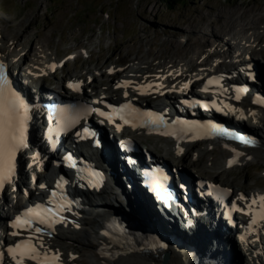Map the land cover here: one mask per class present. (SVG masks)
I'll use <instances>...</instances> for the list:
<instances>
[{"label":"rangeland","instance_id":"obj_1","mask_svg":"<svg viewBox=\"0 0 264 264\" xmlns=\"http://www.w3.org/2000/svg\"><path fill=\"white\" fill-rule=\"evenodd\" d=\"M245 11L248 12V16L242 15ZM222 14L229 15V19L225 16L221 23L216 22L222 19ZM241 19L243 25H240ZM194 21L198 22L197 26L194 25ZM224 21L227 25L235 23L237 26L228 28L225 25L228 29H220ZM0 24L3 26L4 34L12 35L21 31V41L27 40V54H23L21 59L24 58L28 64L31 58L41 54L39 58L46 54L49 55L46 59L50 57H56L57 61L64 57L69 59L64 70L58 73L57 77L50 78L46 85L61 84V75L64 74L84 75L86 78V71L96 67L99 71L96 70L97 79L93 84H98L109 82L110 78L105 74V69L108 63L116 60L127 64L133 60L127 68L138 67L147 60H150L148 62L150 64L168 63L169 59H172L169 61L177 59L180 62L182 59L186 64L195 58L197 60V54L202 49H208V43L214 41L212 31H216L222 37H228V33L234 28V32H239L245 37L259 33L264 35L262 33L264 0H0ZM257 24L260 26L257 27ZM244 25L252 26L247 29ZM190 36L191 42L188 41ZM211 36L213 39L210 40ZM199 40H203L199 43L202 47L197 45ZM259 42V45L256 44L254 47L261 48L264 52V38L262 37ZM171 52L175 58L171 56ZM138 57L141 59H137ZM261 57L264 58L262 55ZM21 59H15L14 62ZM95 86L94 89L102 87ZM259 133H264V130ZM137 141L156 153L160 152L164 158L171 156L169 160L175 161L172 158L176 156L175 152L170 150L167 152L165 144L163 147L164 140L139 136ZM208 145L203 143L195 148L202 152V156L197 154L195 160L188 155L187 162L190 165L182 162L179 164L190 168L191 164L197 162L196 172L199 171L201 176L223 180L233 186L244 187L245 190L250 187H264V162L256 159H252L246 166L238 164L229 169L225 177L217 178L215 162L225 163L221 153L222 147L218 144L215 148L207 150ZM191 153L194 154L193 151ZM78 255L79 262L75 264H96L90 251L83 250ZM234 264L242 263L236 260Z\"/></svg>","mask_w":264,"mask_h":264},{"label":"bare ground","instance_id":"obj_2","mask_svg":"<svg viewBox=\"0 0 264 264\" xmlns=\"http://www.w3.org/2000/svg\"><path fill=\"white\" fill-rule=\"evenodd\" d=\"M247 11L243 12L242 15L244 14V16L246 15L248 16ZM233 14H235V11ZM242 15L240 16L241 18H243ZM225 16L227 18L229 17V15H223L222 19L216 22L221 23L225 19ZM242 20L243 19L239 21L241 22L240 25L243 22ZM225 21H224L223 27H220V29L221 28L228 29V28H233L237 26L235 23L231 25L230 24L227 25L226 22H229V21H226V22ZM236 21L238 22V20ZM184 23L185 22H183V24ZM197 23H195L194 21L195 26H197ZM252 23H255V22H252ZM225 25L228 28H226ZM244 26H247V25H244ZM251 26L248 25L247 29L251 28ZM259 26L260 24L259 25L257 24V27ZM196 28L198 29L199 27H196ZM234 29L232 30L233 34L236 37H238L239 40L242 41V45L246 46L247 48H250L251 46H254L256 44L259 45L260 43L259 40H261L262 37L264 38V35L261 33L258 34V32H257L258 35L256 34L252 35L249 32L251 34L250 36H247V37L241 36L239 32H236V31L234 32ZM259 29L260 28H258V30ZM207 32L209 33V31ZM210 32H211V29H210ZM212 33L215 39L213 42L208 43L207 47L208 49L210 47V49L208 50L207 48L206 49L204 48L205 50H203L201 48L202 51L197 54L198 55L197 60L195 58V60L199 62L201 58L203 57L199 65L207 66L210 60V57H213L212 55L214 54L231 55L232 52L234 51V50H231V48H234V47L227 40H225L224 37L219 36V34H217L216 31H212L211 34ZM21 37H22L21 31L17 33H13L12 35L10 34L7 35L6 33L4 34L3 27L0 24V47L3 51L5 58L8 59L9 62H13L15 61V59H18V58L21 59L23 57V54H27V40L22 42ZM211 39H213V37L210 38V40ZM191 40H192V37L190 36L188 41L191 42ZM203 40H199L197 42V45ZM199 45L202 47L201 44ZM150 51L151 50H149V52ZM42 52H45V51L42 50ZM40 56L38 57L36 56L33 59L31 58V60L29 61L30 65L27 64L23 68V70L26 73L29 72L30 74H33V77L35 79H37L36 74L39 72H43L46 69H49L50 67L49 64L51 63V61L54 60V59L45 60L47 56L49 57V55L46 56V54L42 56L43 58L45 57V59L39 58ZM171 56L173 57L175 55L172 54ZM139 57H141V55H139ZM139 57L137 59L142 58V57L141 58ZM169 60H172V59H169ZM169 60H168V63H162V64L160 63V65H158L157 68L154 64L148 63L150 62V60L143 61L141 65H139L138 67L130 66L126 68L125 72H127L128 76L138 79L139 81H157L160 86V90H159L160 92L167 90V88L169 87L179 88L181 87V84L186 83V82H181V79L184 77V74H185L183 69L186 66V63L184 61L182 62V59H181V62L177 61V59L175 60L173 59L174 61H169ZM195 60H191L189 63L191 65H194ZM261 65H263L262 60H261ZM210 69L211 68L206 67L202 69L200 72L195 73L194 75L189 77L190 81L194 80V78L197 76L205 74ZM38 84L44 85V82L40 81L38 82ZM114 84L116 83L113 82L112 86H114ZM101 86L102 87L99 86L96 89L94 93L95 95H92L89 92H86L85 93L86 97L92 98L93 100H100L102 96H104L106 93L109 92L108 90L104 89L103 87L104 85H101ZM262 87L264 88V86ZM112 95H114L115 97H120V95H118L114 90L112 91ZM171 96L172 94L167 92L162 97L163 99L167 101L171 99ZM245 114L246 112L242 108L237 107V110L235 111V117L236 119H239L241 121L239 124H241L242 127H245V124L242 121L243 118L245 117ZM258 115L262 118L264 116V112L259 111ZM110 132L113 133V130H111V128H110ZM138 132L139 131H129L128 135L133 136L135 134H138ZM254 134H255V137H257V139L260 140V144L258 147H253V148L245 147L246 153L237 161L238 164L241 166H246L250 164L251 163L250 161L252 159H256L258 161L264 162V133L260 134L254 131ZM237 143H240V142H237ZM237 143H234V144L237 145ZM208 144L210 145L219 144V146L221 145L222 147L221 153H222V157L225 160V163L218 164L217 162H215L216 163L215 164L216 165L215 175L217 178H220V177L223 178L227 175V172L229 171V169H231V166H229L228 161L230 157L234 156V152H232L230 148L225 147L224 145H222L221 143L215 140L210 141ZM165 146H166L168 153H169V150L175 152L176 156L173 157L174 160L178 159L179 162H182L183 164H186V165H190L187 162L188 152L191 148L190 144H178L170 139H166ZM181 149H183L182 152L180 151ZM99 152L101 151L93 149V153L96 154V156L99 155ZM197 154L201 156L202 152L198 151ZM185 156L187 158H185ZM109 158H110L111 163L113 164L116 163L117 160L115 158V155L110 150H109ZM159 158L165 159L163 154L162 155L159 154ZM190 167L195 168L196 164H191ZM117 171H119V169ZM236 187L240 188V186L238 185H236ZM107 188L108 189H105L102 191L104 194L102 198H101L102 193L101 194H97V193L89 194L88 195L89 197L87 199L88 200L87 204H89L90 210L82 211V214L76 217L75 223L61 225L57 229V233L55 237L47 238L44 240V245L51 249L57 248L58 250L62 251L64 253V256L67 258H70L71 256L75 254L78 255L83 250H88L90 251L92 257L95 259L96 264H187L185 260L182 259L180 252L177 251V249H175L172 246L169 247V249H167L169 251L170 256L167 262H164V259L162 258L161 253H163L166 250H159L155 247L145 252H138V251L127 252L126 249L128 248L126 246L124 245L116 246L110 243L108 239L106 238L105 233H103V229H104L105 223L109 220V218L113 216L121 217L124 221L132 222L134 224L138 222L139 223L138 225L143 224L144 226L146 227L148 226L150 229L157 230V231H163L164 229H166V225L164 222L161 221L160 216H158L155 209L151 207L152 201L146 197L145 193H143V191H141L138 188L136 183L127 181L123 172L119 173V180L116 181V184L114 185V187L108 186ZM252 192L257 193L261 191L253 189ZM103 198L107 200L103 201L102 200ZM114 200L117 201L118 206H116L115 203H113L115 202ZM228 210L230 211V209ZM183 220L186 221L185 218H183ZM77 224L79 225V227H76ZM169 226L173 228V226L171 225ZM182 228L183 229L181 228L179 229L178 227H176L175 231L179 232L182 235L183 239L189 243L187 245H193L195 247L194 253L192 254L194 255L193 256L194 258H192V260L190 261V264H200V263L201 264H233L232 263L233 261L231 262L228 256L226 255V253L230 250L229 244L233 240L229 238L227 239V237L226 239H224L225 235L223 233L222 228H220L219 224H216L210 230H206V232L200 231V228L197 230L193 227L187 228L183 226ZM191 230H194V231L191 232ZM242 231H243V234H241ZM236 243L238 244V247L240 248V250L243 252L245 256V262H244L245 264H264V223H259L258 229L255 230L254 233H251L250 235L244 229L238 230L237 235H236ZM104 244L108 245V249L111 251L109 254L103 253V251H105L103 249ZM120 249L124 250L122 254L117 253V250H120ZM193 259H195L197 263Z\"/></svg>","mask_w":264,"mask_h":264},{"label":"snow or ice","instance_id":"obj_3","mask_svg":"<svg viewBox=\"0 0 264 264\" xmlns=\"http://www.w3.org/2000/svg\"><path fill=\"white\" fill-rule=\"evenodd\" d=\"M114 71V69H113ZM218 78H211L208 80V85H212ZM129 82H124L123 86H128ZM72 86V85H70ZM120 87L121 85H117ZM142 90L144 86H141ZM151 89L154 85L149 84L146 86ZM188 85L185 84L184 88ZM183 89H181L182 91ZM207 91V87L205 88ZM247 92V88H237L236 99L240 100V93ZM99 103V101H98ZM215 103V102H213ZM108 107L111 111H105L101 108H89L88 111L98 113L99 116L105 117L108 121L116 124L117 118L123 121L125 124L133 122L132 126L136 127L137 123H143L144 126L151 124L153 126H160L164 129L171 128V131H165V135L176 136L179 139L180 134L187 132H204L215 134L219 132L221 135H231L228 129L222 126L214 124H202L200 121L194 122V124H188L187 122H177L176 125H168L167 121L157 113H142L139 109H135L131 104H123L114 106L109 104ZM219 107V106H217ZM228 108H232V105H226ZM30 106L27 102L17 93L11 86V82L5 71V65L0 61V190L4 186L10 183L16 171L17 156L21 149L28 147L26 134L28 127V116ZM222 110V109H221ZM235 111V109H233ZM103 123V121H101ZM182 125V126H181ZM117 128L121 125L116 124ZM84 133L95 136V132L85 128ZM78 136L81 133H77ZM247 143V141H245ZM181 152L183 149L180 150ZM233 151H236L233 149ZM251 158V157H249ZM67 159L71 161L73 157L68 155ZM236 160H230L229 166L234 164ZM91 175L95 178L93 187L98 186L99 182H102L103 174L95 170ZM61 183H66L62 181ZM39 187L45 188L46 185L40 184ZM60 185H57V189L52 191L50 203L53 207H48L44 204H37L32 208L26 209L23 213L18 215L12 222V227L17 229L12 235H20L21 229L30 232V236L27 240H21L14 246H9L7 251L11 254V257L15 261V264H25V260L35 261L36 264H60L61 255L58 251H44L40 249L43 246V234L46 229L54 230L57 223L67 222V218L63 215L65 211H70L73 206V200H71L63 190H59ZM59 190V191H58ZM240 199L247 201L249 198L241 195ZM255 207V218L251 220V226L255 231V226L258 223H264V195L257 197H251V203L247 209L238 207L241 212L247 211L249 216L253 215V208ZM39 225H43L41 227ZM76 227H79L77 224ZM34 240L36 242H34ZM75 258V257H73ZM3 261V253L0 252V264Z\"/></svg>","mask_w":264,"mask_h":264},{"label":"water","instance_id":"obj_4","mask_svg":"<svg viewBox=\"0 0 264 264\" xmlns=\"http://www.w3.org/2000/svg\"><path fill=\"white\" fill-rule=\"evenodd\" d=\"M170 254L169 253H165L164 256L162 257L164 259V262H167V260L169 259Z\"/></svg>","mask_w":264,"mask_h":264}]
</instances>
